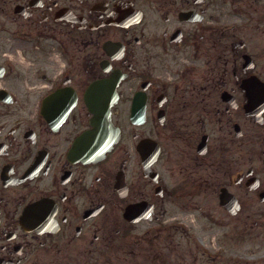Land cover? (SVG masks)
<instances>
[{"label": "flooded vegetation", "instance_id": "obj_1", "mask_svg": "<svg viewBox=\"0 0 264 264\" xmlns=\"http://www.w3.org/2000/svg\"><path fill=\"white\" fill-rule=\"evenodd\" d=\"M0 264H264V0H0Z\"/></svg>", "mask_w": 264, "mask_h": 264}]
</instances>
